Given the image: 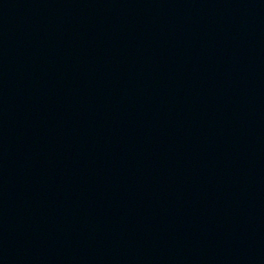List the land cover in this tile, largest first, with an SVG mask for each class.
<instances>
[{"label": "water", "instance_id": "1", "mask_svg": "<svg viewBox=\"0 0 264 264\" xmlns=\"http://www.w3.org/2000/svg\"><path fill=\"white\" fill-rule=\"evenodd\" d=\"M0 264H264V0H0Z\"/></svg>", "mask_w": 264, "mask_h": 264}]
</instances>
